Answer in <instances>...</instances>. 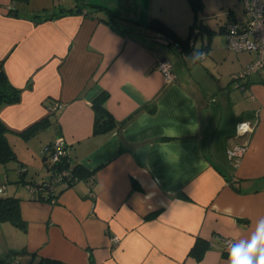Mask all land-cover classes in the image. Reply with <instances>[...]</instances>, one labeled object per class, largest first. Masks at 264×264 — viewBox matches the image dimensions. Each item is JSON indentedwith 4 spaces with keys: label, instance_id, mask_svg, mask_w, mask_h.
I'll return each mask as SVG.
<instances>
[{
    "label": "crops",
    "instance_id": "0c3cea01",
    "mask_svg": "<svg viewBox=\"0 0 264 264\" xmlns=\"http://www.w3.org/2000/svg\"><path fill=\"white\" fill-rule=\"evenodd\" d=\"M227 12L224 41L180 55L148 24L186 39L199 14L188 0H0V71L20 90L0 106L19 160L0 164V188L19 200L25 226L0 221V264H226L224 240L250 235L264 216V71L234 80L255 55L227 48V26L246 21ZM217 56L232 73L213 75ZM102 95L115 125L94 133ZM57 138L81 178L51 204L27 186L48 178L42 150ZM236 145L246 150L233 162ZM198 238L209 243L201 260L189 256Z\"/></svg>",
    "mask_w": 264,
    "mask_h": 264
},
{
    "label": "built area",
    "instance_id": "2783aa9c",
    "mask_svg": "<svg viewBox=\"0 0 264 264\" xmlns=\"http://www.w3.org/2000/svg\"><path fill=\"white\" fill-rule=\"evenodd\" d=\"M241 2L247 19L244 23L233 21L227 26L225 32L226 45L229 50L235 53L252 52L255 57L240 74L233 76L234 80L264 71V0H241ZM179 54L183 55L184 53L180 51ZM205 57L206 51L202 49L199 52V58L204 59ZM156 67L166 82H171L174 79L173 66L169 60H158ZM54 109L55 107L51 106L49 111L52 112ZM251 130L252 126L250 124H239V131L242 134L251 132ZM67 150L68 145L63 138H57L45 148L44 154L48 167L46 169L48 178L41 182L28 185L27 187L30 193L37 194L41 191L47 194L48 192H54L60 188H67L69 182L75 180L70 173L71 166L69 165V168L62 167L64 160L66 163L65 157ZM245 150L246 146L236 145L227 150L228 158L233 162H237ZM18 171L19 173H25L26 168H19ZM4 195V188H0V196ZM55 202V199H51L49 203L54 204ZM112 241L113 243L118 242L116 237H113ZM230 242L231 239L224 240L226 248Z\"/></svg>",
    "mask_w": 264,
    "mask_h": 264
},
{
    "label": "trees",
    "instance_id": "16d2710c",
    "mask_svg": "<svg viewBox=\"0 0 264 264\" xmlns=\"http://www.w3.org/2000/svg\"><path fill=\"white\" fill-rule=\"evenodd\" d=\"M188 2L190 6L192 7L195 17L197 18V14L200 11H202L204 8L203 1L202 0H188ZM90 8L102 9L99 6H90ZM110 19L113 20L114 16L111 15ZM148 27L152 29H157L161 33H164L168 40V43L170 45H173L177 51L179 49L182 53H186L189 49L192 48L190 46V41L194 37L197 31L199 34H201L204 31H208L207 27L202 25V23L198 22L197 19H195L194 23H192V25L190 26L189 35L186 39L178 38L166 24H164L162 21L158 19H152L149 22ZM180 51L178 53H180ZM19 98H20V90L17 88H14L10 84L4 71L1 70L0 71V106L4 104L16 103L19 101ZM104 99H105L104 95L99 96L93 101V104H92L94 114H95V120H94V126H93L94 133H101V132L109 131L115 125L112 116L108 113V111L103 106ZM46 125H47L46 120L38 124H34L21 135L24 138L33 137L40 130L44 129ZM8 133L9 132L7 128L0 122V164H4V165L7 164L10 160L16 159V153L14 151L13 145L8 139ZM45 148L42 150L43 154L45 152ZM65 158H66V163L64 160L62 167L69 168L68 154H66ZM43 162H44V166L46 167V169H48L45 154H44ZM20 168H25V167H20ZM70 173L72 177H74L75 180H72V182L70 181L68 187H71L74 183L79 181V179L81 178L79 170L75 167H71ZM19 174L23 175L24 173H19ZM31 184H34V182L28 183V185H31ZM65 189L66 188H60L54 192H48L47 194H44V192L39 191L37 193V198H39L40 200L46 201V202H50L51 199L56 200L58 198V195ZM0 221L9 222L20 228L25 227L20 218L18 199L14 197H5V196L0 197ZM208 248H209V243L203 239L198 238L195 241L192 248L190 249L189 256L194 258L195 260H201L204 255V252ZM38 264H60V263L57 261L41 259Z\"/></svg>",
    "mask_w": 264,
    "mask_h": 264
},
{
    "label": "rangeland",
    "instance_id": "374dc122",
    "mask_svg": "<svg viewBox=\"0 0 264 264\" xmlns=\"http://www.w3.org/2000/svg\"><path fill=\"white\" fill-rule=\"evenodd\" d=\"M63 3L66 4L64 1ZM78 5L81 4V0H77ZM205 4V7L203 8L202 11L199 12L198 14V22L204 24H208L209 29L208 31H204L201 34H199L196 38V44H201L203 42H208V40H218L219 38L221 41H224L222 37H220V27L224 26V23H227L229 19L226 17V13L228 7L234 12H235V17L239 21H245L247 19V15L245 14L243 10V5L240 0H205L203 3ZM62 5V3L60 4ZM201 18V19H200ZM205 26V25H204ZM209 30H212L213 32H209ZM210 38V39H209ZM233 55V54H231ZM234 56V55H233ZM217 62L219 63L218 65H222V67L218 66V69H213L212 66L209 68L213 71V75H218V73L222 74H230L232 73V69H228L227 66L229 64L224 65L223 60H221V56H217L215 58ZM236 91V90H234ZM15 153H17V150H14ZM19 160L17 159V154H16V159L15 160H10L7 164V166L15 165L17 164ZM44 164V163H43ZM29 173L32 171L33 168L29 167Z\"/></svg>",
    "mask_w": 264,
    "mask_h": 264
},
{
    "label": "clouds",
    "instance_id": "9594fccd",
    "mask_svg": "<svg viewBox=\"0 0 264 264\" xmlns=\"http://www.w3.org/2000/svg\"><path fill=\"white\" fill-rule=\"evenodd\" d=\"M225 211L231 212L230 209ZM227 251L226 264H264V216L256 220L250 235L233 237Z\"/></svg>",
    "mask_w": 264,
    "mask_h": 264
},
{
    "label": "water",
    "instance_id": "95a60500",
    "mask_svg": "<svg viewBox=\"0 0 264 264\" xmlns=\"http://www.w3.org/2000/svg\"><path fill=\"white\" fill-rule=\"evenodd\" d=\"M199 35V33H198V31L195 33V35H194V37L191 39V41H190V46L191 47H194V45H195V41H196V38H197V36Z\"/></svg>",
    "mask_w": 264,
    "mask_h": 264
}]
</instances>
